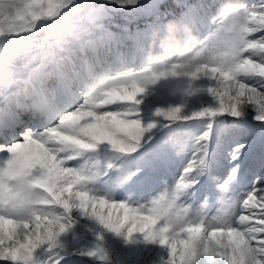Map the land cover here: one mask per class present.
<instances>
[{"label": "snow or ice", "instance_id": "6c2138e0", "mask_svg": "<svg viewBox=\"0 0 264 264\" xmlns=\"http://www.w3.org/2000/svg\"><path fill=\"white\" fill-rule=\"evenodd\" d=\"M5 2L0 0V264H61L73 254L62 238L83 219L126 243L158 246L163 255L153 264H264V170L240 191L247 143L227 153L226 176L210 154L221 131H247L264 145V59L190 73L178 64L147 68L133 42L99 26V3L9 0V12ZM108 3L131 8L138 0ZM253 6L252 47L264 52V0ZM199 14L203 18L205 9ZM114 41L124 49L122 59L104 55ZM83 60L97 70H85ZM167 79L186 84L178 93L160 94L166 103L150 106L154 86ZM193 127L205 130L186 137ZM187 153L179 176L145 200L141 194ZM258 160L264 166V148ZM201 195L205 202L197 205ZM77 251L105 258L99 244Z\"/></svg>", "mask_w": 264, "mask_h": 264}, {"label": "clouds", "instance_id": "9594fccd", "mask_svg": "<svg viewBox=\"0 0 264 264\" xmlns=\"http://www.w3.org/2000/svg\"><path fill=\"white\" fill-rule=\"evenodd\" d=\"M86 2L99 3L104 13L98 21L105 31L112 32L104 23L105 10L112 7L108 0H73L70 7ZM4 8L11 11L12 4L6 0ZM206 20L180 17L153 26L137 46V59L147 68H159L163 65L170 68L181 65L182 73L196 71L209 64L224 65L239 59L260 56L264 59V52L252 47L255 43L254 6H249L245 0H211L204 7ZM84 22V18H80ZM210 26L202 35V28ZM105 57L122 59L124 49L114 41L111 48L105 52ZM87 71L95 72L96 66L90 60H83ZM186 84L184 79L161 80L158 84L167 86L168 90L178 93ZM179 226L182 222L176 220Z\"/></svg>", "mask_w": 264, "mask_h": 264}, {"label": "rangeland", "instance_id": "374dc122", "mask_svg": "<svg viewBox=\"0 0 264 264\" xmlns=\"http://www.w3.org/2000/svg\"><path fill=\"white\" fill-rule=\"evenodd\" d=\"M165 1L166 0H138V3L135 7L120 8L113 5L109 9L113 11L115 9H118V11L123 15V17H126V20L132 22L141 17L147 18L152 15L154 16L159 14L160 6ZM245 2L249 6H252L255 1L245 0ZM210 3L211 0H199L197 6H194L189 11L187 10L188 12L183 13L180 17L194 18L200 20L202 17L199 14V10L203 9L206 5ZM106 11L107 9L105 10V13ZM203 18L206 20V15ZM126 20L124 19V21ZM165 21L166 20H156L152 23L151 27H148L144 31L148 32L153 26L157 24H162ZM107 28L110 29L109 27ZM209 28L210 26H206L202 28V35L205 34L209 30ZM142 31H143V27L136 29L134 32H130L128 28H123L119 30V32H117L116 34L127 37L130 42L139 41L137 44L138 46L139 43L141 42L140 41L141 36L139 35L142 33ZM54 84L55 82H53V85ZM167 90H168L167 86L165 85L154 86L152 92L150 93L151 99L149 101V105L151 106L155 103H166V100L163 99L160 94L166 93ZM207 99L210 100V98ZM225 124L227 123L225 122ZM252 125L255 127L257 125V122L255 121V123ZM204 130L205 129L202 127H193L186 133V137L199 136ZM256 131L258 132L259 129L256 128ZM238 143H247V147H248V150L243 153L244 164L242 166V179L238 186V190L243 191L246 190L248 187H250L251 182L255 179V176L258 174V170H264V166H262L260 161L258 160V156L262 148H264V145H262L257 140H255L253 136L247 131H236V130H229L227 132L221 131L219 138L217 139L214 136L211 141L210 154L214 158L219 159L221 161L222 167L219 169V174L221 176H226L230 164H229V160L225 157L227 156V153L231 150V148H233ZM190 156L191 153H187L183 157L178 158L174 166L167 173H165L162 180L158 181L148 191L141 194L144 197V199L146 200L150 196H154L159 192H161L165 187L164 184L165 180L168 181L169 184L172 183L173 177L179 176L183 167L187 164ZM197 187H199V185H197ZM117 198L118 199L120 198L119 195L117 196ZM136 198L139 199L140 196H137ZM204 202L205 201L203 195L199 196V198H197L195 201L197 205L202 204ZM209 202L211 205V211L215 212L218 207L217 193L213 192V194L209 196ZM101 232H103L109 247L116 255H118V257L121 260L132 257L133 255L136 254L137 251L142 255H149V253H151L149 243H145V242H142L140 244L139 242L132 244L126 243L122 237H118L115 234L105 232L95 222L87 219L81 220L80 223H78L75 226L73 231L66 233L65 236L62 238V243L64 244L65 248L69 249L74 254V250H76L77 248H82L85 245V241H83L81 238L82 234H85L88 239H94V238H98ZM159 252L163 253V251L161 250H159ZM46 256H47L46 253L41 254V258H44ZM65 258L62 259L61 262L65 261V264H70V261H68V259ZM146 264H152V263L148 259Z\"/></svg>", "mask_w": 264, "mask_h": 264}, {"label": "trees", "instance_id": "16d2710c", "mask_svg": "<svg viewBox=\"0 0 264 264\" xmlns=\"http://www.w3.org/2000/svg\"><path fill=\"white\" fill-rule=\"evenodd\" d=\"M175 1L176 0H170V1H167L165 3L164 10L166 11L167 14L168 13L169 14H176L179 10L183 9L186 6V4L183 2L176 3ZM112 18L115 19L114 20L115 22L121 23V21L126 17H123V15L119 11H115L112 14ZM197 106H199V105H197ZM248 119L252 122H255L250 117ZM229 120H232V118L229 117L226 121H229ZM97 241H100V240L91 241L92 245L90 247H85V250H94L96 248V246L99 244L104 250V257L105 258L103 260H99L98 258H92L93 262H91V261H88L86 259H82V257H80V256H76L75 258H77V260H79V262L81 264H146L148 259L153 264L154 261H158L159 257L161 255H163V253H160L159 251L156 252L155 250H152V252L146 256L140 254L139 252H136V254L133 255L132 257L121 260L118 257V255H116L112 251V249L109 247V245L105 241H102V242H97Z\"/></svg>", "mask_w": 264, "mask_h": 264}]
</instances>
